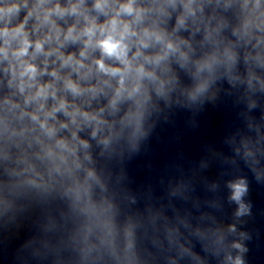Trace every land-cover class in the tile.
<instances>
[{"label": "clouds", "instance_id": "9594fccd", "mask_svg": "<svg viewBox=\"0 0 264 264\" xmlns=\"http://www.w3.org/2000/svg\"><path fill=\"white\" fill-rule=\"evenodd\" d=\"M243 7H248V0ZM261 7V0L251 5L252 10ZM178 8L171 32L161 28V18H169V9ZM198 11H203V5L195 0H0V83L9 90L0 99V122L7 130L12 119L27 118L33 130L54 139L47 154L58 149L61 160L76 158L78 147H89L77 135L83 127H91L93 138L106 131L105 144L125 130L134 142L144 134L142 123L152 93L167 97L175 86L176 77L169 75L173 60L182 68L193 65L188 91L193 100L208 87L204 73L210 75L221 64L231 71L236 63L230 46L192 59L190 41L177 33L190 27L189 19L195 25L193 31L199 30ZM204 31V40H212L208 25ZM261 39L257 38V44ZM71 46L75 50L69 51ZM251 79L250 74L249 83ZM100 96L107 98V104L92 108ZM129 101L116 128L117 121L107 120L103 113L107 109L115 115ZM57 113L66 119L58 120ZM62 129L70 131V140L57 136ZM87 175L92 177V171ZM228 187L230 199L239 205L236 215L247 213L242 202L245 180L230 182ZM83 192L87 195V188ZM233 247L244 251L238 243ZM227 262L243 264L239 256H226Z\"/></svg>", "mask_w": 264, "mask_h": 264}]
</instances>
